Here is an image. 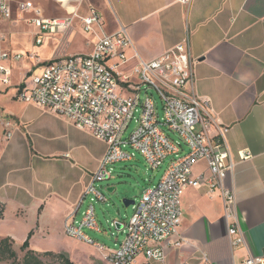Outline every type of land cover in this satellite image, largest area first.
Segmentation results:
<instances>
[{
	"label": "crops",
	"instance_id": "1",
	"mask_svg": "<svg viewBox=\"0 0 264 264\" xmlns=\"http://www.w3.org/2000/svg\"><path fill=\"white\" fill-rule=\"evenodd\" d=\"M59 2L66 12V15L57 16L60 18L69 15L76 4L73 0ZM91 6L107 14L112 23L109 28L95 26V31L84 30L81 17L89 13ZM15 20L18 19L0 24H12ZM77 21L80 31L77 30ZM121 26H125L129 33L131 45L127 54L134 64L140 59H153L189 38L192 56L196 59L193 90L199 96L210 97L213 117L219 125L229 129L225 138L236 166L228 175L226 184L236 195L237 217L245 233L247 247L251 253L261 254L264 251V0H190L186 3L181 0H84L71 27L57 33L45 31L42 43L36 44L33 39V48H38V55L39 50L45 53L43 59L39 55L42 61L69 54H88L99 37L115 32ZM42 45L43 50L40 48ZM4 47L12 52H29ZM22 61H26L25 69L20 83H14L15 93L37 65L29 58ZM19 62L13 63V74ZM9 88L4 90L0 87V95L7 93ZM37 106L43 113L61 118L67 130L82 138H94L100 143L98 146L93 143L84 145L95 170L80 166L76 161L79 155L72 149L60 152L65 158L60 160L69 165L52 164L51 175L48 176L47 167L43 165L47 166L48 162L55 160L51 148L43 143L34 146L27 137L29 132L20 127L19 118L14 113L0 111L13 121V134L9 139L5 137L2 125L5 147L0 153V203L6 211L5 199L13 198L20 205L18 213H26L29 208L37 210L38 221L33 228L31 246H34V237L39 231L46 233L45 228L49 224L43 223L42 219L54 205H61L64 209L63 229L67 219H81L84 211L78 216L81 198L107 149L106 142L97 139L91 131L80 129L67 117ZM212 133H216L215 128ZM16 135L21 137L14 139ZM240 151H246L249 157L241 159ZM67 154L70 156L67 157ZM204 166L200 163L195 172L202 171ZM70 168L79 170V173L72 174ZM105 187L109 191L116 189L113 183ZM181 206V223L172 241L183 238L184 244L180 247L174 246L171 241L163 244L166 264H202V253L208 256L210 264H240L248 249L231 245L228 235L231 221L225 217L218 192L209 194L204 186L189 187L182 194ZM116 220L121 223L127 221ZM46 235L52 234L47 230ZM34 250L41 253L61 251ZM100 253L103 258V253ZM71 260L74 262V258L71 257ZM144 260L141 255L135 264L138 261L142 264Z\"/></svg>",
	"mask_w": 264,
	"mask_h": 264
},
{
	"label": "built area",
	"instance_id": "2",
	"mask_svg": "<svg viewBox=\"0 0 264 264\" xmlns=\"http://www.w3.org/2000/svg\"><path fill=\"white\" fill-rule=\"evenodd\" d=\"M73 1L76 4L71 13L60 18L45 16L32 0H0V22L26 20L37 29L35 42L40 44L45 31L57 33L72 26L84 0ZM81 20L86 32L95 31V26L104 27L101 12L95 6ZM3 41L0 37L1 88L6 90L12 85L13 63L26 58L35 60L37 65L29 75L30 82L28 76L17 88L15 97L67 117L76 127L91 131L107 144L99 168L91 175L81 198L83 203L90 195V203L80 220L65 221L66 235L96 247L106 264H135L141 255L145 259L142 264H166L163 244H184L183 238L172 241L182 219V194L189 187L204 186L209 194L218 192L222 198L225 217L231 221V245L248 249L237 217L236 195L226 184L236 166L225 138L229 129L213 117L210 97L199 96L193 90L196 59L188 37L161 55L140 59L132 66L127 54L131 39L125 26L104 33L88 54H69L46 61L34 51L12 52ZM153 91L161 99L162 115ZM0 122L5 137L11 138L12 119L0 114ZM132 123L135 125L126 136ZM136 152L152 169L162 166L168 156L172 159L160 181L147 187L135 201L133 214L122 223L124 237L120 247L109 250L86 232L101 231L93 202L108 201L96 184L112 177L114 163L132 160ZM247 154L240 151L241 159L248 158ZM200 163H204V169L196 173ZM200 260L210 264L205 253ZM240 264H264V251L253 254L248 249Z\"/></svg>",
	"mask_w": 264,
	"mask_h": 264
},
{
	"label": "rangeland",
	"instance_id": "3",
	"mask_svg": "<svg viewBox=\"0 0 264 264\" xmlns=\"http://www.w3.org/2000/svg\"><path fill=\"white\" fill-rule=\"evenodd\" d=\"M24 1V0H18ZM38 6H41L44 10L46 16H63L66 15L60 7V2L58 0H32ZM109 12V8L106 9ZM103 18L106 21L105 28H109V25L112 23L107 19V14L101 10ZM29 14H25V17ZM77 30L80 31V23L76 22ZM113 26V25H112ZM35 30L36 28L33 25L27 23L24 19H18L12 22V24H0V37H3L4 46L12 48L15 50L25 49L29 51L36 52L38 48H33V39H35ZM100 30V29H99ZM45 44V43H44ZM43 44V45H44ZM43 45L40 47L43 50ZM39 55L43 59L45 58V53L38 51ZM26 61H20L15 67L14 74L12 76V87L9 88L7 93L0 95V111H5L9 113H14L19 118L20 127L24 128L29 132L27 136L28 139L32 140L34 146L43 143L51 148V152L55 154V160L48 162L46 170H48L47 175H51L50 166L53 164H63L69 165L67 162H63L60 159H65L63 154L60 152L74 150L73 152L79 155L76 161L80 166H84L89 170H95V164L86 153L84 147L85 144L90 143L95 146L99 145V141L94 138L85 137L67 130L64 122L61 118H57L51 114H45L37 106L38 104L34 102H27L21 99L14 98V83H20L22 75L25 69ZM134 63H130L132 66ZM30 82L31 78L28 77ZM18 86H16L17 88ZM156 101L159 103L160 114H163L162 102L159 95L153 91ZM144 95V94H143ZM134 123L131 124L128 129L126 136L131 132L134 127ZM172 136H175L171 133ZM19 135L14 139H19ZM5 147V139L2 134V123L0 122V153ZM61 154V155H58ZM172 156H168L163 162L162 166L156 169H152L143 156L136 152L134 159L128 161H119L112 165L113 174L109 179L101 180L97 182V187L99 191L103 192L108 201H94L95 212L97 219L100 222L101 232L86 229V232L90 234L93 239L99 241L102 244H105L109 250H115L120 247V243L124 237V232L122 229H117L114 225V219H129L133 214V205L126 207L123 203L124 198L138 200L144 190L154 184H157L162 178L165 170L167 169ZM71 161V160H70ZM42 166V165H41ZM72 174L79 173V170H73L70 168ZM98 170V169H97ZM96 170V171H97ZM108 183H113L116 188L114 191H109L105 187ZM5 192H7L5 190ZM8 196V195H6ZM90 195L87 199L81 203L80 211L85 210L86 205L90 203ZM6 211L3 214L5 216L4 220L0 218V236L6 237L10 236L14 239V248L17 252V258L23 263V257L25 251L21 249L23 241L28 236V231H34L36 223L38 221L37 210L29 208L26 213H18L19 204L15 202L13 198H6ZM121 210L123 215H118L117 211ZM64 214V209L61 205H54V208L47 210L45 212L43 223L49 224V227L45 228L51 232V236H47L43 230L39 231L38 235L34 237V246H31L33 249L43 248L50 250H61L54 251V254L43 255L42 259L45 264H64V261L61 257L57 256V253H64L68 255L71 259L74 258L75 264H106L103 260L101 253L96 247L88 243L73 239L65 234L62 227V216ZM82 218V217H81ZM28 233V234H27ZM34 236V234H33ZM32 236V238H33ZM31 238V240H32ZM67 250L70 252H67ZM13 259H7L0 261V264H12ZM136 264H141L138 261Z\"/></svg>",
	"mask_w": 264,
	"mask_h": 264
},
{
	"label": "trees",
	"instance_id": "4",
	"mask_svg": "<svg viewBox=\"0 0 264 264\" xmlns=\"http://www.w3.org/2000/svg\"><path fill=\"white\" fill-rule=\"evenodd\" d=\"M5 207L0 203V218H3ZM34 234V231H30L27 238L21 245V249L25 251L23 257L24 264H45L42 256L54 254L52 251L47 252H37L31 248V238ZM58 257H61L64 261V264H75L68 255L64 253H57ZM13 259L12 264H21L17 258V252L14 248V239L11 237H1L0 236V261Z\"/></svg>",
	"mask_w": 264,
	"mask_h": 264
},
{
	"label": "water",
	"instance_id": "5",
	"mask_svg": "<svg viewBox=\"0 0 264 264\" xmlns=\"http://www.w3.org/2000/svg\"><path fill=\"white\" fill-rule=\"evenodd\" d=\"M113 191V189L111 190ZM123 203L126 207L130 206V205H134L135 204V200H131V199H128V198H124L123 199ZM118 215H122V212L121 210H118L117 211ZM114 225L116 226L117 229H122V223L116 219H114Z\"/></svg>",
	"mask_w": 264,
	"mask_h": 264
}]
</instances>
